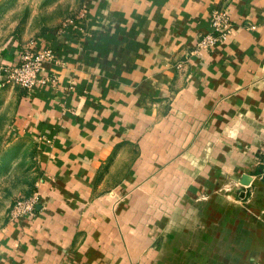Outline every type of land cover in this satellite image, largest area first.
Listing matches in <instances>:
<instances>
[{
    "label": "crops",
    "instance_id": "obj_1",
    "mask_svg": "<svg viewBox=\"0 0 264 264\" xmlns=\"http://www.w3.org/2000/svg\"><path fill=\"white\" fill-rule=\"evenodd\" d=\"M80 6L0 46V67L27 45L57 59L54 83L0 84L41 194L0 225V264H264V0ZM217 7L233 31L198 49Z\"/></svg>",
    "mask_w": 264,
    "mask_h": 264
},
{
    "label": "rangeland",
    "instance_id": "obj_2",
    "mask_svg": "<svg viewBox=\"0 0 264 264\" xmlns=\"http://www.w3.org/2000/svg\"><path fill=\"white\" fill-rule=\"evenodd\" d=\"M80 5L81 0H0V46L15 38L29 42L44 29L61 27L80 13ZM2 99L0 93V225L12 217L15 202L31 195L40 180L36 147L18 141L11 132L14 104L5 106Z\"/></svg>",
    "mask_w": 264,
    "mask_h": 264
},
{
    "label": "built area",
    "instance_id": "obj_3",
    "mask_svg": "<svg viewBox=\"0 0 264 264\" xmlns=\"http://www.w3.org/2000/svg\"><path fill=\"white\" fill-rule=\"evenodd\" d=\"M75 19L70 18L68 22ZM234 22L227 7H217L212 11L211 30L203 33L197 42L198 49L212 50L233 31ZM55 61L56 54L52 48H24L18 63L5 64L0 67V84H15L31 89L37 83H54L55 77L41 74L45 61ZM259 175L264 178V149L259 159ZM41 194L35 190L31 195L18 199L12 208V219L34 214Z\"/></svg>",
    "mask_w": 264,
    "mask_h": 264
}]
</instances>
